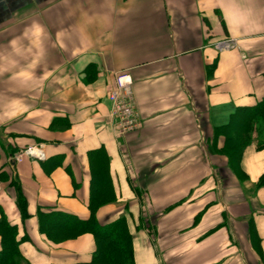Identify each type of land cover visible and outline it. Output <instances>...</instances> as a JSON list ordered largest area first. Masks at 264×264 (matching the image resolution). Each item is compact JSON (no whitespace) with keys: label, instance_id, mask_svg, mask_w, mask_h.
Returning a JSON list of instances; mask_svg holds the SVG:
<instances>
[{"label":"crops","instance_id":"crops-1","mask_svg":"<svg viewBox=\"0 0 264 264\" xmlns=\"http://www.w3.org/2000/svg\"><path fill=\"white\" fill-rule=\"evenodd\" d=\"M225 39L235 47L215 46ZM120 73L141 126L117 135L107 93ZM262 99L264 0H0V220L19 264L91 259L90 233L54 241L38 217H89L100 147L115 200L96 222L125 219L134 264H264V132L236 167L219 151V127ZM27 146L42 158L15 161Z\"/></svg>","mask_w":264,"mask_h":264},{"label":"trees","instance_id":"trees-1","mask_svg":"<svg viewBox=\"0 0 264 264\" xmlns=\"http://www.w3.org/2000/svg\"><path fill=\"white\" fill-rule=\"evenodd\" d=\"M231 118V119H230ZM264 125V99L253 106L236 108L228 121L219 127L223 128L224 141L219 150L227 158L230 166L236 167L242 149L251 139L253 131L259 132ZM108 159L102 147L89 152L90 182H89V217L76 219L73 216L55 212L41 215L39 213V229L49 239L54 241L74 238L88 232L95 242L91 259L86 264H134L132 252V236L123 217L100 225L96 222V210L115 200L111 191L108 176ZM15 202L22 219L27 217L26 200L19 184L13 181ZM264 185V176L260 177L256 187ZM170 206L166 208L169 209ZM0 264H19L22 256L18 250L16 229L0 220Z\"/></svg>","mask_w":264,"mask_h":264},{"label":"built area","instance_id":"built-area-1","mask_svg":"<svg viewBox=\"0 0 264 264\" xmlns=\"http://www.w3.org/2000/svg\"><path fill=\"white\" fill-rule=\"evenodd\" d=\"M215 46L218 49H227L235 47V43L231 39H225L216 42ZM114 82V88L107 93V99L110 102L109 118L114 124L116 134H123L139 128L141 119L134 106L129 74L120 73L115 75ZM23 156L42 158L41 146H27L13 158L15 161H20Z\"/></svg>","mask_w":264,"mask_h":264},{"label":"rangeland","instance_id":"rangeland-1","mask_svg":"<svg viewBox=\"0 0 264 264\" xmlns=\"http://www.w3.org/2000/svg\"><path fill=\"white\" fill-rule=\"evenodd\" d=\"M131 94H132V92H131ZM259 126H260V124H259ZM259 132H260V133H261V132H264V125H261V126H260V131H259ZM259 132H258V133H259ZM123 134H125V133H123ZM117 135H122V134H117ZM262 135H264V134H262ZM262 137H264V136H262ZM249 142H250V141H249Z\"/></svg>","mask_w":264,"mask_h":264}]
</instances>
